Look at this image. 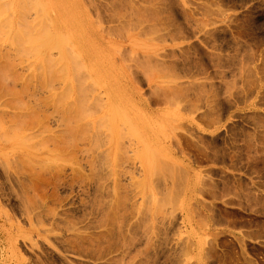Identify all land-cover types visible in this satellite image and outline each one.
Segmentation results:
<instances>
[{"label": "rangeland", "instance_id": "rangeland-1", "mask_svg": "<svg viewBox=\"0 0 264 264\" xmlns=\"http://www.w3.org/2000/svg\"><path fill=\"white\" fill-rule=\"evenodd\" d=\"M5 1L0 264H264V0Z\"/></svg>", "mask_w": 264, "mask_h": 264}, {"label": "bare ground", "instance_id": "bare-ground-1", "mask_svg": "<svg viewBox=\"0 0 264 264\" xmlns=\"http://www.w3.org/2000/svg\"><path fill=\"white\" fill-rule=\"evenodd\" d=\"M9 1V2H8ZM6 0L5 2H6V4H7V2L9 3V5L7 6V5H5L6 6V8L7 7H11V9L10 10H8V12H9V14H8V25H13L15 22H19L20 23V21H22V20H24V17H25V12L28 10L27 8L28 7H26V11L25 10H20V9H18V7H16V5H14V4H16V2L14 3L13 2V0ZM19 1V0H18ZM30 0H28V2H29ZM22 2H24L25 3V1L23 0ZM34 2V3H33ZM18 3V2H17ZM20 3H21V1H20ZM35 3H38V2H36V1H30V4L29 3H25L24 5L25 6H31L32 5V7H34V5H35V8H39L38 10H40L41 11V14H42V10L44 9V7H41L40 6V4L38 3V5L37 4H35ZM0 4H1V2H0ZM5 4V3H4ZM29 4V5H28ZM17 8H13L14 6ZM23 4L21 3V5L20 6H22ZM24 5H23V8H25L24 7ZM2 7H5V6H3V5H1ZM13 6V7H12ZM9 7V8H10ZM19 8H22V7H19ZM42 8V9H41ZM5 25H7V24H5ZM7 25V27L9 28V29H11L9 26ZM19 30H20V28H19ZM58 30V29H57ZM20 32V31H19ZM20 34H22V32H20ZM80 43H81V41H80ZM82 44V43H81ZM20 51V50H19ZM14 95H16V94H14ZM17 99H18V96H17ZM9 110H11V112H12V114H13V118H14V121L16 122V123H18V126H19V128H24V125L26 124V112H25V108L23 107V103H18V104H15V105H11V107L10 106H8L7 107ZM25 129V128H24ZM20 130H22V129H20ZM24 131V130H23ZM6 137V134H4V130H2L1 128H0V139L1 138H5ZM13 148H12V146H9V145H0V154H7L10 150H12Z\"/></svg>", "mask_w": 264, "mask_h": 264}, {"label": "crops", "instance_id": "crops-1", "mask_svg": "<svg viewBox=\"0 0 264 264\" xmlns=\"http://www.w3.org/2000/svg\"><path fill=\"white\" fill-rule=\"evenodd\" d=\"M261 197H263V195Z\"/></svg>", "mask_w": 264, "mask_h": 264}]
</instances>
